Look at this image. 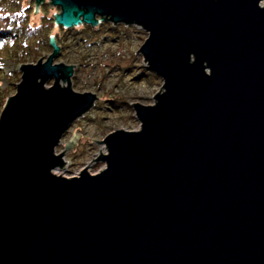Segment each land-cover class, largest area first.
<instances>
[{
	"label": "water",
	"instance_id": "95a60500",
	"mask_svg": "<svg viewBox=\"0 0 264 264\" xmlns=\"http://www.w3.org/2000/svg\"><path fill=\"white\" fill-rule=\"evenodd\" d=\"M49 2L65 29L142 28L163 90L132 103L139 130L90 138L103 170L67 178L81 134L56 148L97 97L54 36L21 64L0 113V264H264V0Z\"/></svg>",
	"mask_w": 264,
	"mask_h": 264
},
{
	"label": "rangeland",
	"instance_id": "374dc122",
	"mask_svg": "<svg viewBox=\"0 0 264 264\" xmlns=\"http://www.w3.org/2000/svg\"><path fill=\"white\" fill-rule=\"evenodd\" d=\"M19 1L6 0V3L9 8H12L17 7ZM29 1L33 3L31 9L33 12L31 18L33 19L31 20L34 24L42 22L41 11L47 18L54 17L55 12L60 13V8L53 6L49 2L50 0H45L39 6V12L34 14L35 1ZM52 7L53 9H51ZM104 23L106 24L101 27V33L105 35L106 40L92 45L86 60V67L76 63L72 64L75 65L71 78L72 88L80 93L92 92L97 99L92 108L71 125L56 148L57 153L63 152L66 150V144L74 137V133L81 134L76 139L75 149L71 147L64 152L66 160L64 169L56 171L57 174L67 178L79 175L88 165L86 170L90 174H96L103 170L105 163L93 159L100 155V149L102 154L107 153V148L104 142L98 143L95 140H104L109 133L117 129L139 130L140 122L135 116L132 103L154 104L153 96L163 86V79L159 76L155 77L156 74L152 71L146 70L143 73L147 64L137 51L148 34L138 26L123 24L115 26L105 20L100 24ZM115 37H117L115 40H111ZM50 54L51 52L42 51L38 59L27 57L28 59L23 63L2 60L0 71L4 76L0 77V111H2L6 99L16 93L17 84L22 75L21 64L36 63L41 57L46 60ZM61 62L68 64L64 59H55V63ZM7 73L12 74L11 80L5 76ZM140 73L147 75L143 81L136 80ZM52 83L53 81L49 85ZM162 90L163 87L160 92Z\"/></svg>",
	"mask_w": 264,
	"mask_h": 264
},
{
	"label": "trees",
	"instance_id": "16d2710c",
	"mask_svg": "<svg viewBox=\"0 0 264 264\" xmlns=\"http://www.w3.org/2000/svg\"><path fill=\"white\" fill-rule=\"evenodd\" d=\"M34 4L36 5V2ZM32 7L33 3L29 0H20L17 7L12 8L7 6L6 0H0V66L2 60L23 63L29 57L38 59L42 51L52 53L54 49L50 38L54 36L60 48L55 59H64L68 64L76 63L86 67V60L92 45L106 40L105 35L101 33V27L106 23L96 27L82 24L79 27L65 29L62 26H56L54 17L47 18L41 11L42 22L34 24L31 20L33 19L31 18L33 16ZM146 70L149 69H144L143 73ZM11 73L5 74L9 80L12 79ZM3 76L0 71V77ZM146 77L147 75L140 73L136 80L143 81Z\"/></svg>",
	"mask_w": 264,
	"mask_h": 264
},
{
	"label": "bare ground",
	"instance_id": "6f19581e",
	"mask_svg": "<svg viewBox=\"0 0 264 264\" xmlns=\"http://www.w3.org/2000/svg\"><path fill=\"white\" fill-rule=\"evenodd\" d=\"M66 165V164H65Z\"/></svg>",
	"mask_w": 264,
	"mask_h": 264
}]
</instances>
